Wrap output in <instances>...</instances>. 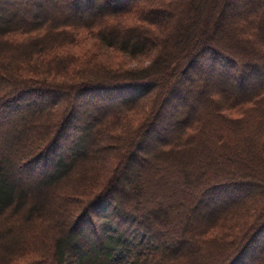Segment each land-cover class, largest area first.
I'll use <instances>...</instances> for the list:
<instances>
[{
	"label": "trees",
	"instance_id": "16d2710c",
	"mask_svg": "<svg viewBox=\"0 0 264 264\" xmlns=\"http://www.w3.org/2000/svg\"><path fill=\"white\" fill-rule=\"evenodd\" d=\"M26 1L0 0L13 9L0 15V264H116L120 253L124 264H264V194L232 197L264 188V0ZM79 29L152 60L74 70L73 58L46 56ZM192 69L201 85L231 84L184 109ZM153 149L174 182L157 178ZM201 204L220 207L176 231L182 207Z\"/></svg>",
	"mask_w": 264,
	"mask_h": 264
},
{
	"label": "rangeland",
	"instance_id": "374dc122",
	"mask_svg": "<svg viewBox=\"0 0 264 264\" xmlns=\"http://www.w3.org/2000/svg\"><path fill=\"white\" fill-rule=\"evenodd\" d=\"M237 2H238L237 5L241 6L242 2L238 1V0H237ZM21 4L24 7H27L29 5L26 0H24V1L22 0ZM62 7H64V6L61 4L58 6L59 9H61ZM51 10L54 11L55 8L52 7ZM12 11H13V9H10L6 5L0 4V15H4V14L7 15V14H10ZM89 11H91V10H89ZM118 19H119V22H121L124 25H133V24H136L138 22L135 18H133L131 15H128V14L121 15L118 17ZM226 19H224V21H229L230 17L227 16ZM239 19H237V21H239ZM112 20L113 19H109V22H112ZM227 30H228V28H226V27L223 28V30H222L223 36L226 34ZM70 41L71 42L65 43V45L62 46V48L54 49L51 53H46V56L50 57L52 55V53H54L55 56L71 57L74 59L73 61L75 62L74 66L71 67V69H74V70L78 69L77 67H85L87 61H91L94 59H96L97 61L100 62V64H103L105 66H108L111 68L121 67L123 70L145 68L149 65V63L152 60L151 56H140V57L127 56L125 53H122L117 48H113V47L101 44L100 41L94 37V34L92 32L90 33V32H87L85 30H82V29L76 30L74 39H72ZM94 64H95V62H93L92 65L91 64H89V65L93 67ZM192 70L190 72L193 74L191 75L190 79L182 77L183 80H182L181 86H184V89L186 87V90L190 91V94H189V97L187 98V100L184 98V105L183 104L181 105V107H184V109H185V107H186V109L190 108V106H191L190 104L192 102L194 103V100L197 98V96L199 95L201 90L204 91L206 88H210V87L213 88L214 85H219L220 83L226 84V85L231 84L227 80L220 78L219 76L216 75L215 81L213 84L210 82L209 77L206 76V79H207L206 84L201 85V83H202L201 79L203 78L202 71L200 69H196L193 71ZM71 73H73V72L71 71ZM184 96H185V94H184ZM176 97L177 98L175 99V97H174L172 99V101L177 100V102L179 103L180 102L179 99L182 98L183 96L181 97V95H177ZM41 100H43L41 102L47 101L44 98ZM93 101L98 106H100L99 103L101 101L99 99L94 98ZM83 102H85V101L83 100ZM109 104H111V103H109ZM82 106H83L84 110L86 109V107L94 108L93 107L94 105L92 106L90 102L88 104H87V102H85L84 105H82ZM103 106H106V105H103ZM103 109H104V107L101 110H103ZM84 110H82V111L84 112ZM89 110L90 109H88V111ZM104 110H106V108ZM81 114H84V113H81ZM133 116H134V118H132V120L130 122L134 125V127H136L137 125H139V121L142 118V116L140 115L138 117L136 113H134ZM15 128H17V131L18 130L24 131V129H25L24 127H21V126L15 127ZM149 159L154 165L156 176L159 180L165 179V180H168L171 182L175 181L174 179H172L170 177L169 173H167V174L165 173L166 170L162 165L161 153L158 149L155 151L153 149V151H151V153L149 154ZM195 160H201L202 162H201L200 166L203 167L205 165V162L207 159H204V157L203 158L197 157V158H195ZM218 164H220V163H218ZM218 164L214 165L212 167V169H216V170L220 169V168H218ZM96 170H98V169H96ZM204 171H205V169H204ZM25 175H28L29 177H31V178H28L30 180L35 179L34 178L35 175L32 176L30 173H25ZM199 179H200L199 176H197V175L192 176L191 175L186 180L189 182H193V181H196ZM183 180H184V178H183ZM180 185H181L180 189L183 192L182 196L178 197V196H176V194H174V196H175L176 200L179 202V204H183V203L187 202L186 198L184 199V196H185L184 191L189 190L190 184L181 183ZM254 194H255V196L252 197V195H254ZM261 194H264V188L262 189V187L260 185H251V186H248V188L246 187V189L244 188L243 190L241 189V191H239V192L237 191L234 194V196H232V197H233V200L234 199L235 200H243V199L248 200L249 198L258 199V197L262 196ZM233 200H231L230 197L226 198V200H225L226 202L224 203V205H229ZM158 201L159 200H156L155 202L158 203ZM219 207H220L219 205H215V206H212L211 208H209V207H207V205L201 204L195 210V212H192V213L189 212L190 210H187L189 207H185V208L182 207L183 209H182V212L180 213V215L182 216L181 218H182L183 222L181 225H177L175 227L176 231H178L180 234H183V235H184V233L188 234L190 232L191 228L194 227V224L200 219L201 214H203L204 212L210 214L213 211L218 210ZM180 208H181V206L175 205L174 208H171V209H172V212L179 213ZM157 212H159V211H157ZM166 218H167V220H169L170 217L166 216ZM202 220L204 221L205 219H202ZM206 221H208V220H206ZM234 231H237V229L235 228ZM218 233L219 234L223 233V230L222 231L219 230ZM182 249L187 250V251L191 250L189 248V246L186 244L182 245ZM195 254L196 253H194V256H195ZM113 260L115 261L116 264H124L125 262H130L128 255L124 254V253L116 254V256L113 258ZM76 264H79V263H76ZM255 264H260L259 259L255 261Z\"/></svg>",
	"mask_w": 264,
	"mask_h": 264
}]
</instances>
